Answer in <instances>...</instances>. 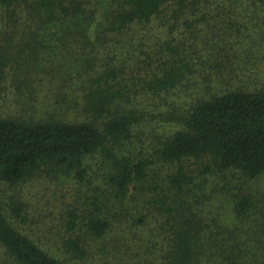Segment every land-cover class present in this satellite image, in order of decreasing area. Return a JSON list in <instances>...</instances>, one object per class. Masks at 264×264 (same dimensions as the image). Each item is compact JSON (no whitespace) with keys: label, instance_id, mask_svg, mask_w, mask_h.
<instances>
[{"label":"trees","instance_id":"trees-1","mask_svg":"<svg viewBox=\"0 0 264 264\" xmlns=\"http://www.w3.org/2000/svg\"><path fill=\"white\" fill-rule=\"evenodd\" d=\"M90 1L0 0V80L10 61L34 63L30 57L36 47L29 45L26 33L36 36L41 29L57 28L73 39L80 37L69 32L70 20L92 21ZM112 2L116 6L103 32H114L112 40L121 44L130 42H124L123 35H140L169 7L179 21L195 14L202 0ZM185 23L192 27L189 19ZM77 27L76 32L84 33ZM176 30V24L168 25L170 35ZM19 31L25 33L20 51L11 55L13 47L1 44L2 36L12 43ZM189 31L193 34V28ZM106 34L97 41H106ZM176 39L151 43L142 36L131 45L139 53L134 63H117L111 54L103 61H86L81 89L72 96L59 91L52 102L55 111L66 114L0 116V264H71L45 249L46 235L34 238L33 230L20 228L29 223L28 206L14 195L35 178L53 181L64 176L86 194L82 206L73 202L62 213L60 246L72 259H86L89 240H101L115 227L159 221L166 240L163 264H203L206 252L217 254L221 264H264V243L258 240L264 218L254 227L261 223L260 215L247 188L248 181L264 175V87L251 86L256 64L249 59L245 67L232 69H245L249 80L240 78L238 86L183 107L170 96L191 80L190 59L199 49L176 44ZM245 47L251 57L250 45ZM230 53L225 46L215 51L226 59ZM146 123L152 134L145 142L139 133ZM158 127L168 132H158ZM135 142L141 144L138 150L133 149ZM213 176L222 180L216 191L232 190V213L246 229L205 219L202 209L209 197L199 192ZM3 190L14 194L4 197ZM253 216L255 222L250 223Z\"/></svg>","mask_w":264,"mask_h":264},{"label":"rangeland","instance_id":"rangeland-1","mask_svg":"<svg viewBox=\"0 0 264 264\" xmlns=\"http://www.w3.org/2000/svg\"><path fill=\"white\" fill-rule=\"evenodd\" d=\"M113 4L112 0L90 1L87 8L94 12L92 21L82 17L70 20L69 32L72 35L82 34L75 39L66 35L65 30L61 31L57 28L41 29L36 36L24 33L26 39L31 41L29 45L34 43L36 47L34 53L31 51L33 55L30 57L35 61L32 63L29 59L28 61L21 59L18 64L9 62L3 80H0V116L38 118L45 114H66L62 112L63 110L55 111L56 104L52 102L59 97V91L72 96L73 92L81 89L80 83L87 76L84 73L85 62L98 61L100 58L103 61L107 58L106 55L111 54L117 63L124 59L134 63L139 53L137 48L131 45L137 43L142 36L151 43L158 39L176 37L174 41L176 44L184 43L187 46L198 47L199 50L190 59L194 70L191 80L185 81L170 96L183 107L197 98L210 96L212 92L220 93L233 85L238 86L242 83L240 78L247 79L245 69L236 71L232 69L245 67L249 59L256 64V71L251 70V77L254 78L251 86L264 87V2L202 0L195 14L185 15L179 21L173 18L172 7H169V10L162 15V19L154 20L140 35L135 38H131L130 33L123 35L124 42H130L121 44L112 40L114 32L107 34L103 32L110 23L109 11L116 6ZM186 19H189L192 27L185 23ZM173 24H176L177 30L174 35H170L168 25ZM77 25L85 34L76 32ZM191 28L195 35L190 33ZM24 34L19 31L12 43L6 39L7 35H4L2 37L5 40H1V44L4 46L11 44L13 48L10 54H18L20 51L18 47L23 39L21 36ZM105 34L106 41L102 38L97 41V38ZM206 44L209 46L206 47ZM246 45H250L251 57H248ZM219 46L231 49L233 53L229 59L222 54L220 56L215 54ZM222 62L221 68H217L218 63ZM166 128L170 129L169 126ZM141 129L139 137L146 142L149 134H152V128L146 123ZM157 131L168 132L163 127H158ZM133 146L135 147L133 149L138 150L141 144L135 142ZM73 181L72 178L65 176L53 181L35 178L16 189L17 194L12 191L5 193L3 190V195L8 197L14 194L22 198L28 206L29 223L20 228L28 233L33 230L34 238L46 235L42 238L45 249L56 257L65 258L71 264H163L166 240L165 236L160 234L159 221H147L141 227L133 226L130 221L122 227L124 230L115 227L105 238L89 240V255L86 259L75 260L66 254L60 246L58 236L61 234L63 211L73 202L82 203V206L86 196L80 194V189ZM221 182L219 177L213 176V180L212 177L209 178L203 186V191L199 192L200 195L204 193L205 198L209 197L205 199L202 209L205 219L211 221L215 218L229 228L238 226L246 229L243 225L237 224L232 213V190L225 189L222 192L215 190L216 186L219 189L222 187ZM247 188L256 201V215H260L261 221L264 218V175L248 181ZM255 219L253 216L249 222L254 223ZM262 223V221L256 223L254 227ZM258 235V240L264 243V231H260ZM205 255L203 264H221L217 254L206 252Z\"/></svg>","mask_w":264,"mask_h":264}]
</instances>
